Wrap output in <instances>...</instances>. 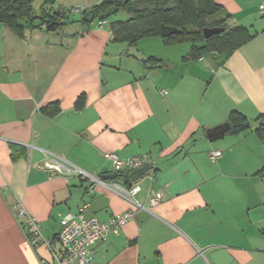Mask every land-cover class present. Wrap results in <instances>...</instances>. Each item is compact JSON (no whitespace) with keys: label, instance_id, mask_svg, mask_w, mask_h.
Wrapping results in <instances>:
<instances>
[{"label":"crops","instance_id":"obj_1","mask_svg":"<svg viewBox=\"0 0 264 264\" xmlns=\"http://www.w3.org/2000/svg\"><path fill=\"white\" fill-rule=\"evenodd\" d=\"M215 1L230 28L250 35L219 67L192 58L190 40L147 36L131 44L110 23L100 28L80 13L61 32L18 33L0 23V264L51 259L46 245L28 242L17 202L55 248L62 217L83 204L101 220L134 210L103 184L38 168L49 154L90 174L115 173L106 180L121 185L139 182L146 204L152 190L165 192L94 245L98 264H264V139L256 131L264 123V0ZM234 111L249 129L231 130ZM213 150L221 151L215 160ZM110 153H148L156 163L132 180L115 170Z\"/></svg>","mask_w":264,"mask_h":264},{"label":"trees","instance_id":"obj_2","mask_svg":"<svg viewBox=\"0 0 264 264\" xmlns=\"http://www.w3.org/2000/svg\"><path fill=\"white\" fill-rule=\"evenodd\" d=\"M34 0H0V23L9 26L18 33L25 28L45 27L61 32L70 13L66 9H54L58 0H45L40 11L36 12ZM116 5L118 11L130 13L127 19L109 20L117 39L136 43L143 37L161 36L166 42L192 41L191 57H207L214 67H219L225 59L246 41L250 35L244 27L230 28L227 24L226 10L215 0H128L121 5L118 0H102L91 8H85L83 21L96 18H108L105 11ZM93 18V19H92ZM162 25L176 28L170 35H163ZM221 27L220 33L205 37L204 28ZM84 105L81 96L76 107ZM59 106L54 104L50 112H56ZM231 130L235 133L250 128V120L238 111L230 116ZM256 131L264 139V123Z\"/></svg>","mask_w":264,"mask_h":264},{"label":"built area","instance_id":"obj_3","mask_svg":"<svg viewBox=\"0 0 264 264\" xmlns=\"http://www.w3.org/2000/svg\"><path fill=\"white\" fill-rule=\"evenodd\" d=\"M264 13V3L260 4ZM85 7L75 6L67 8L70 14H84ZM108 18H98L97 25L102 28L109 24ZM221 156L220 150L210 152V158L215 160ZM111 159L116 171H131L146 164L155 166L156 160L148 153L120 157L116 153L107 156ZM38 168L45 169L49 175H77L80 178L91 180L95 184H103L114 190L120 196L130 201L134 206L132 211H124L101 220L96 216H87L85 211L88 204H83L77 212H70L61 219V230L58 234L59 248L54 247V240L46 238L43 234L41 224L28 212L21 202L15 204V214L24 229L28 242L32 246L44 244L51 252V259L42 258L41 264H98L94 260V245L107 239L112 234H119L122 226L126 224L138 210H147L155 206L165 198L164 190H152L148 194V204L137 198L142 186L139 182L131 185H121L114 180L102 179L98 175L90 174L65 158L56 154L47 155L41 162L37 163ZM151 167V168H152Z\"/></svg>","mask_w":264,"mask_h":264},{"label":"water","instance_id":"obj_4","mask_svg":"<svg viewBox=\"0 0 264 264\" xmlns=\"http://www.w3.org/2000/svg\"><path fill=\"white\" fill-rule=\"evenodd\" d=\"M118 1H119V3L121 5H124V4H126V2L128 0H118ZM117 9H118V6H116V5L110 6L105 11L106 16L112 15L114 12H116ZM223 30L224 29L221 28V27H206V28H204L203 32H204L205 37H210L213 34L222 32ZM175 31H176V28H174V27H170V26H167V25H162V33H163V35H170V34L174 33ZM228 127H229V125L226 124L224 129L220 130V134H216L215 136H217V137L218 136L219 137L224 136L225 131L228 129ZM151 167H152L151 164H146V165H144L142 167H139V168H136L134 170H131L130 171L131 179L132 180H136L137 178L143 176ZM106 170H108L107 167L103 168V171H106ZM115 176H116L115 173H104V174L100 175V177L102 179H107L109 177H115Z\"/></svg>","mask_w":264,"mask_h":264},{"label":"rangeland","instance_id":"obj_5","mask_svg":"<svg viewBox=\"0 0 264 264\" xmlns=\"http://www.w3.org/2000/svg\"><path fill=\"white\" fill-rule=\"evenodd\" d=\"M70 1L73 2L75 0H58L56 2V9H59L60 7H62L61 4H64V3L70 2ZM44 2H45V0H34L33 1V5H34V8H35L36 12L40 11V8L44 4ZM64 9H67V8H64ZM72 16H77V15L76 14L74 15V13H73L71 15V17ZM129 16H130V13H128L127 11L121 10V11H118L117 13H115V14H112L110 17L114 18V19H127Z\"/></svg>","mask_w":264,"mask_h":264}]
</instances>
